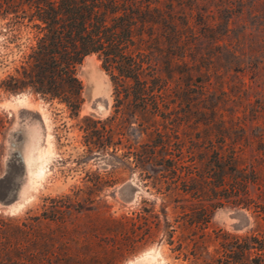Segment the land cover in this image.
Listing matches in <instances>:
<instances>
[{
  "label": "rangeland",
  "instance_id": "obj_1",
  "mask_svg": "<svg viewBox=\"0 0 264 264\" xmlns=\"http://www.w3.org/2000/svg\"><path fill=\"white\" fill-rule=\"evenodd\" d=\"M153 2L170 6L184 46L185 66L174 67L183 77L168 80L164 117L133 106L115 113L112 82L95 55L76 70L83 86L77 114L29 89L0 87V219L20 225L38 218L41 233L59 234L54 207L73 208L64 219L69 246H54L73 264H190V239L201 241L195 223L184 225L195 235L180 249L177 234L169 245L163 232L131 250L121 246L156 221L175 227L180 218L206 219L200 246L209 254L222 233L245 237L264 229V0ZM6 22L0 19V85L20 57L6 42ZM163 141L169 153L182 152L176 174L183 198L167 196L164 185L158 191L154 178L173 180L174 172L134 164V154ZM215 154L244 169L248 208L213 199L203 178ZM125 221L126 229L117 223Z\"/></svg>",
  "mask_w": 264,
  "mask_h": 264
},
{
  "label": "trees",
  "instance_id": "obj_2",
  "mask_svg": "<svg viewBox=\"0 0 264 264\" xmlns=\"http://www.w3.org/2000/svg\"><path fill=\"white\" fill-rule=\"evenodd\" d=\"M170 9V6L154 5L153 0H0V19L7 21L6 42L14 44L20 52L14 74L8 75L0 87L9 93L29 89L77 114L83 101V86L76 70L86 57L95 55L112 82L115 113L122 106H133L137 113L164 117L167 112L162 105L169 89L168 80L175 75L178 76L175 81L180 80L182 72L175 69L185 66L181 28L176 26ZM23 34L26 38L19 44ZM169 34L174 35V41L169 39ZM182 158V152L169 153L165 141L154 142L134 154V164L138 168L148 165L174 172L173 180L154 178L160 182L158 191L164 185L167 196L183 198L186 194L181 189L183 179L176 174ZM203 179L218 205L226 202L249 207L250 181L233 157L213 155ZM71 209H53V213L60 214L63 232L59 234L41 233L38 218H34L35 224L20 225L0 219V264H73L67 251L61 255L54 249L58 243L69 246L64 219ZM201 210L206 211L204 207ZM204 217L207 218L205 213ZM128 222L117 223L126 229ZM174 222L175 227L153 222L145 233L121 246H130L131 250L163 232L169 245L177 234L180 249L188 236L195 235L185 232L184 225L195 223L202 231L201 241L190 239L193 246L191 258L187 257L190 264H264V229L245 237L222 233L214 253L209 254L207 246H200L207 236L203 232L206 219L200 222L180 218ZM21 246H30L31 250ZM200 248H204V254L198 252Z\"/></svg>",
  "mask_w": 264,
  "mask_h": 264
},
{
  "label": "bare ground",
  "instance_id": "obj_3",
  "mask_svg": "<svg viewBox=\"0 0 264 264\" xmlns=\"http://www.w3.org/2000/svg\"><path fill=\"white\" fill-rule=\"evenodd\" d=\"M42 170V169H41ZM39 174V173H38Z\"/></svg>",
  "mask_w": 264,
  "mask_h": 264
}]
</instances>
